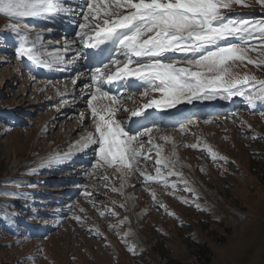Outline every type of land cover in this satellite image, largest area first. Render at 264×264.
<instances>
[{
    "label": "rangeland",
    "instance_id": "1",
    "mask_svg": "<svg viewBox=\"0 0 264 264\" xmlns=\"http://www.w3.org/2000/svg\"><path fill=\"white\" fill-rule=\"evenodd\" d=\"M70 1L75 0H67L66 6L77 8ZM246 2L252 7L234 5L233 11L224 10L226 15L259 22L264 9L255 0ZM79 16L24 18L20 23L42 31L48 51L63 52L64 41L75 40L79 28L77 25L74 34L65 36L56 24L71 20L82 23ZM14 22L0 18V32ZM16 47L11 36L7 43L0 42V264H264V110L247 105L228 108L232 115H200L185 122L183 131L179 126L161 127L158 132L154 129V144L163 149L161 156L175 161L174 170L183 174L198 200L184 191L185 185L177 176L167 177L169 184H177L175 191L156 181H145L139 172H129L121 187L120 174L113 168L95 167V146L90 165L78 173L79 169L69 170V160L63 166L40 168L56 153L72 151V157L86 158L72 146L94 131L87 103L90 96L86 97V85L91 82L79 84L84 76L81 68L66 75L71 64L54 65L47 68V74L34 75L33 62L18 59ZM77 49L82 54L75 62L81 61L85 48L79 44L64 53L65 58H72ZM179 54L175 57L183 60L184 54ZM249 56L257 59L256 52H249ZM232 70L241 77L248 74L264 80V66L244 62ZM50 74L55 77L50 78ZM74 86L78 98L65 96ZM245 90L255 88L249 84ZM143 91L123 95L122 107H138L128 100L131 95L139 103L146 102L141 97ZM225 95L217 92L212 99H194L186 102V108L225 102ZM77 100L83 105L76 106L74 112L61 110L62 104L69 109L72 104L79 105ZM245 102L243 97L233 96L229 104ZM83 109L89 119L81 123ZM118 116L128 126L130 112L120 111ZM160 136L170 139L164 141ZM147 140L143 137L142 155L151 158L136 167L155 175L158 157ZM192 144L197 148L185 146ZM208 147L226 160L213 162ZM151 192L156 194L155 202ZM65 197L70 199H62Z\"/></svg>",
    "mask_w": 264,
    "mask_h": 264
},
{
    "label": "snow or ice",
    "instance_id": "2",
    "mask_svg": "<svg viewBox=\"0 0 264 264\" xmlns=\"http://www.w3.org/2000/svg\"><path fill=\"white\" fill-rule=\"evenodd\" d=\"M255 2L264 9V0ZM66 4L67 0H0V15L15 21L0 32V42L7 43L11 36L17 44L15 51L18 59L27 58L47 68L74 64L82 53L77 49L70 59H66L64 53L77 44L85 49L111 45L108 51L111 53L114 50L116 57L97 68L91 75L92 83L86 85L89 91L95 88L87 101L94 131L87 132L72 147L76 152H83L95 146V167L113 168L120 174L121 187L129 172H139L145 181H156L175 191L177 184H169L167 177L177 176L185 185L184 191L192 193L198 200V195L188 186L183 174L174 170L175 161L161 156L163 149L154 144L157 139L152 135L154 129L141 125L143 131L132 134L127 124L116 118V113L130 112V118H137L152 107L172 108L185 101L192 103L194 99H212L217 92L226 94V99L241 96L249 105L264 102V80L248 74L241 77L232 70L238 63L244 62L257 68L264 66V20L239 21L226 15L224 10L233 11L234 5L252 7L246 0H85L75 9ZM77 14L83 22L78 24L76 39L64 41L63 52L48 51L43 32H35L27 24L20 23L24 18L48 20L60 15ZM249 52H256L257 59H252ZM170 53L184 54L185 58L179 60ZM133 79L146 85L141 93L146 102L139 103L136 97H128V100L138 104L135 110L123 108L120 97L101 87L104 82ZM249 84L255 91L245 90ZM105 98L108 101L106 104L102 102ZM80 115L83 122L84 114ZM143 137H148L147 143L156 149L155 175L136 167L142 160L151 158L149 154L142 155ZM158 138L164 141L170 139L167 136ZM185 146L197 148V144ZM206 150L213 162L226 160L211 147ZM73 154L69 151L50 155L39 167L63 163ZM172 155H176L175 146ZM165 168L168 169L166 173L162 171ZM36 171L32 169L33 173ZM112 190L118 191L116 188ZM150 194L155 202V192ZM179 199L182 203H189L187 199ZM160 207L165 206L161 204ZM195 207L202 210L199 204ZM104 214L103 211L100 213L101 216ZM75 219L80 220V217ZM129 251L134 252V248L130 247Z\"/></svg>",
    "mask_w": 264,
    "mask_h": 264
},
{
    "label": "bare ground",
    "instance_id": "3",
    "mask_svg": "<svg viewBox=\"0 0 264 264\" xmlns=\"http://www.w3.org/2000/svg\"><path fill=\"white\" fill-rule=\"evenodd\" d=\"M68 17H71V16H68ZM59 25H62L63 27H65L66 28V26H67V23H65L64 25L62 24V22H59V24H58V26ZM74 28V27H73ZM66 30H67V28H66ZM71 35V34H70ZM94 50H96V49H94ZM99 50H102V49H99ZM106 54H109V53H106ZM170 55V54H169ZM30 66H34L35 67V69H34V71H33V74L34 75H37V74H47V69L45 68V67H39L38 65H36V64H32L31 63V65ZM80 66H82V65H80ZM73 69H75V67H72V71H73ZM87 69V68H86ZM71 71V72H72ZM71 72H66V75H68V74H70ZM91 75H92V72H91V70H85L84 71V76L83 77H81L79 80V84L81 85L82 83H85V82H89V80H90V78H91ZM50 77L52 78V77H55L53 74H51L50 75ZM131 81H133V80H131ZM72 85V84H71ZM76 86V85H75ZM75 86L73 87V90L69 93V92H67V93H64L65 94V96H70L71 95V97H77L78 98V96H76V92L74 91V88H75ZM84 86V85H83ZM82 86V87H83ZM77 88V87H76ZM78 88H79V86H78ZM84 88V87H83ZM83 91H85V89L83 90ZM95 91V88H92L91 89V91H89V89L88 88H86V92H87V98L91 95V93L92 92H94ZM104 91H107L106 89L104 90ZM81 96V95H80ZM79 96V97H80ZM132 96V95H131ZM76 98V99H77ZM54 101H56V100H53V102ZM70 101H72V100H69V102ZM85 101V100H84ZM104 102H106V103H108V101L106 100V98L103 100ZM77 103L79 104V105H77V104H72V107L69 109L68 107H64V105L65 104H62L63 106L62 107H60L61 108V110H65V111H68V112H74L73 111V109H75V107L76 106H80L81 104H82V102L80 101V100H77ZM86 104V103H85ZM185 104H186V101L185 102H181V103H179L178 104V106H176V107H172V108H165V112H164V114H166V115H169V114H173V113H176L177 111H182L183 109H184V107H185ZM75 105V106H74ZM83 105V104H82ZM221 104H214V105H212V106H209V107H207L208 109H213V110H215V109H217V107H219ZM59 109V108H58ZM163 108H155V107H152V108H149V109H146L145 110V113H154V112H159L160 110H162ZM60 110V111H61ZM86 110L85 109H83L82 111H81V113H83L84 114V120H83V122H86L88 119H89V117H86V115H87V113L85 112ZM64 112V111H63ZM90 113V112H89ZM118 114H119V112H117L116 113V118L117 119H119L121 116H118ZM122 118V117H121ZM79 121L82 123V121H81V116H80V119H79ZM78 121V122H79ZM142 125H145V122H142ZM82 126V125H81ZM136 126H140V124H135V123H133V125L130 123V127L128 126V129H130L131 130V133H137L138 131H140V130H136L135 129V127ZM145 127V126H144ZM143 129V128H142ZM78 130H79V128H78ZM73 136V135H72ZM93 151H94V148H93V146L92 147H90L89 149H87L86 151H83V152H81L80 154L81 155H86V158H79V157H77L76 158V156L75 157H72L71 159H69V170H74V169H79L78 171H77V173L78 172H80L81 171V167H84V166H89L90 165V162L92 161V155L91 154H93ZM67 164V163H66ZM79 164V165H78ZM63 165V164H62ZM75 166H77V168H75ZM54 192H55V190H54Z\"/></svg>",
    "mask_w": 264,
    "mask_h": 264
}]
</instances>
